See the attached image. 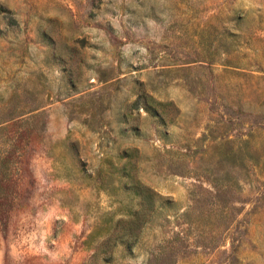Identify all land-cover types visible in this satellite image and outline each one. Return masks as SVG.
Segmentation results:
<instances>
[{
	"label": "rangeland",
	"instance_id": "rangeland-1",
	"mask_svg": "<svg viewBox=\"0 0 264 264\" xmlns=\"http://www.w3.org/2000/svg\"><path fill=\"white\" fill-rule=\"evenodd\" d=\"M0 264H264V0H0Z\"/></svg>",
	"mask_w": 264,
	"mask_h": 264
},
{
	"label": "trees",
	"instance_id": "trees-1",
	"mask_svg": "<svg viewBox=\"0 0 264 264\" xmlns=\"http://www.w3.org/2000/svg\"><path fill=\"white\" fill-rule=\"evenodd\" d=\"M134 212L131 215L129 221L126 222V227L124 228L125 233L123 237L126 239L125 242L128 246L132 247L138 240V227L140 224V216L144 211Z\"/></svg>",
	"mask_w": 264,
	"mask_h": 264
}]
</instances>
